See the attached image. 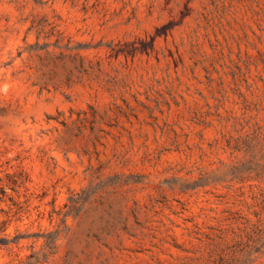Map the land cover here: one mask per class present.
I'll use <instances>...</instances> for the list:
<instances>
[{"label": "rangeland", "instance_id": "374dc122", "mask_svg": "<svg viewBox=\"0 0 264 264\" xmlns=\"http://www.w3.org/2000/svg\"><path fill=\"white\" fill-rule=\"evenodd\" d=\"M0 264H264V0H0Z\"/></svg>", "mask_w": 264, "mask_h": 264}]
</instances>
